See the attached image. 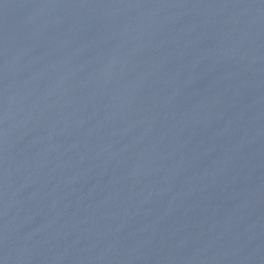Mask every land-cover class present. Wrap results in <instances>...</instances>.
<instances>
[{
	"label": "water",
	"instance_id": "obj_1",
	"mask_svg": "<svg viewBox=\"0 0 264 264\" xmlns=\"http://www.w3.org/2000/svg\"><path fill=\"white\" fill-rule=\"evenodd\" d=\"M0 264H264V0H0Z\"/></svg>",
	"mask_w": 264,
	"mask_h": 264
}]
</instances>
